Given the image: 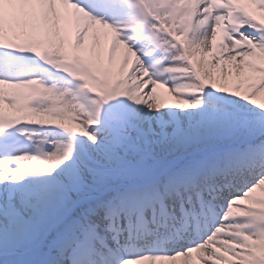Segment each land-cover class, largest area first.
I'll list each match as a JSON object with an SVG mask.
<instances>
[{"label":"snow or ice","instance_id":"6c2138e0","mask_svg":"<svg viewBox=\"0 0 264 264\" xmlns=\"http://www.w3.org/2000/svg\"><path fill=\"white\" fill-rule=\"evenodd\" d=\"M262 95L264 0H0V264H264Z\"/></svg>","mask_w":264,"mask_h":264},{"label":"rangeland","instance_id":"374dc122","mask_svg":"<svg viewBox=\"0 0 264 264\" xmlns=\"http://www.w3.org/2000/svg\"><path fill=\"white\" fill-rule=\"evenodd\" d=\"M87 42H90V43H91L90 40L86 41V44H89V43H87ZM118 54H120V50H119V49H118V51H117V55H118ZM159 91L163 92V90H159ZM164 98L167 99V100H170V99H171L170 97L167 96L166 93H164ZM197 264H198V262H197Z\"/></svg>","mask_w":264,"mask_h":264},{"label":"trees","instance_id":"16d2710c","mask_svg":"<svg viewBox=\"0 0 264 264\" xmlns=\"http://www.w3.org/2000/svg\"><path fill=\"white\" fill-rule=\"evenodd\" d=\"M260 100L264 101V95L258 97Z\"/></svg>","mask_w":264,"mask_h":264},{"label":"bare ground","instance_id":"6f19581e","mask_svg":"<svg viewBox=\"0 0 264 264\" xmlns=\"http://www.w3.org/2000/svg\"><path fill=\"white\" fill-rule=\"evenodd\" d=\"M101 39H103V38H101ZM117 56H118V58H119L120 54H118Z\"/></svg>","mask_w":264,"mask_h":264}]
</instances>
